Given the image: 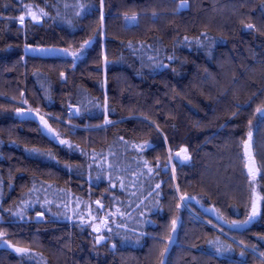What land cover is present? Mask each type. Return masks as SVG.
<instances>
[{"label":"trees","instance_id":"trees-1","mask_svg":"<svg viewBox=\"0 0 264 264\" xmlns=\"http://www.w3.org/2000/svg\"><path fill=\"white\" fill-rule=\"evenodd\" d=\"M258 109L264 0H0V264H264Z\"/></svg>","mask_w":264,"mask_h":264},{"label":"rangeland","instance_id":"rangeland-1","mask_svg":"<svg viewBox=\"0 0 264 264\" xmlns=\"http://www.w3.org/2000/svg\"><path fill=\"white\" fill-rule=\"evenodd\" d=\"M183 5V6H182ZM186 6V3L184 2V3H181V5H180V7L181 8H184ZM33 15H35V17H36V19H33ZM24 17V19H23V22L25 21V20H31V21H33V22H36L40 17H39V14L35 11V10H33V9H29V10H27V12H25L24 14H22L20 17H19V22H20V24H22L23 22H21V17ZM127 22L128 23H134L135 22V19H131V17H129V18H127ZM86 47H88V46H86ZM89 47H91V45L89 46ZM41 54H43V55H49V56H59V55H67L68 54V52H65V51H63V50H59V49H53V48H51V49H45V50H41V52H40ZM82 51H74L73 53H71L70 55L72 56L73 54H75L76 56H81L82 55ZM22 105H23V103H21ZM24 106V105H23ZM28 111H30V112H33V113H36V114H38V115H40V120H39V126H40V128H41V130H42V132L49 138V139H51L52 141H54V142H56V143H59V144H64V143H61V141H64V142H67L68 140L64 137V136H62L60 133H58L53 127H52V125L50 124V122H49V119L50 118H53V117H51L50 115H47V114H44V113H41V112H39L38 110H36V109H33V108H30V107H27V106H24ZM69 118L68 117H66V116H64V117H61V118H59L58 120L60 121V122H62V123H64L65 125H67V126H71V123L69 122V120H68ZM46 122V123H45ZM177 154H179V152L177 153H175L174 154V157L177 155ZM250 156V155H249ZM178 159H180V158H178ZM247 166H248V171H250V170H253V165H252V163H250V161H248V164H247ZM167 167H169V168H171L172 170H173V167H172V161H171V156H169V162H168V164H167V166H166V168ZM251 172V171H250ZM181 204L184 206L185 205V203L182 201V199H181ZM260 203H261V197H260V195H259V193H258V191H257V189H255V186H253V190H252V195H251V201H250V212H249V221H251L252 219H255L257 216H258V213H259V209H260ZM102 209H103V207H102ZM209 209V208H208ZM207 210V209H206ZM67 211V215L68 216H64L63 215V217H69V215H71L72 213H73V211L71 210V209H68V210H66ZM103 211V210H102ZM205 212V211H204ZM69 213V214H68ZM76 212H74V214H75ZM102 213V212H101ZM100 213V214H101ZM212 212L210 213V215L208 216V217H212ZM88 215V217L91 215L90 214V209H88V210H86L85 211V216H87ZM99 216V215H98ZM91 217V216H90ZM250 217H251V219H250ZM107 221H108V219L106 218V216L105 215H100V217L99 218H97L96 219V221L95 222H93V232H94V234H96V240H97V242H100V241H103L104 240V238H103V236H102V232H103V230H104V228H105V225L107 224ZM99 229V231H95L94 229ZM175 235H173V237H174ZM0 247H6V248H8V249H10L11 251H13V252H15V253H17V254H20L22 251H17V249H20V248H18V247H16V246H13V245H11V244H9L7 241H1L0 242ZM42 264H44V263H42Z\"/></svg>","mask_w":264,"mask_h":264},{"label":"water","instance_id":"water-1","mask_svg":"<svg viewBox=\"0 0 264 264\" xmlns=\"http://www.w3.org/2000/svg\"><path fill=\"white\" fill-rule=\"evenodd\" d=\"M20 25H21V24H20ZM86 46H89V44H86ZM19 114H20L21 117H25V116H29V115H31V114L26 113V112H23V111L20 112ZM245 154H246V152H245ZM177 155L180 157V161H181V162H188V161H189V157H188V155H187V153H186L185 151H182L180 154H177ZM177 155H176V156H177ZM247 160L250 161L251 163L253 162V158L251 157V155H250V156H249V154L247 155ZM248 174H251V172L248 171ZM254 174L256 175L257 173L254 172ZM183 202L186 203V202H187V198H184V199H183ZM99 208L102 209V205H101V204L99 205ZM211 212H212V213L215 212V210H214L213 207H212V208H209V209H207V210H205L204 214H205L206 216H209ZM40 218H41V215H38V216H37V219H40ZM112 247H113V246H112Z\"/></svg>","mask_w":264,"mask_h":264},{"label":"snow or ice","instance_id":"snow-or-ice-1","mask_svg":"<svg viewBox=\"0 0 264 264\" xmlns=\"http://www.w3.org/2000/svg\"><path fill=\"white\" fill-rule=\"evenodd\" d=\"M182 6H183V5H182ZM20 19H21V22H23L24 17L22 16ZM33 19H36L35 15H33ZM131 19H135V17L133 16V17H131ZM249 27H251V25H249ZM73 55H75V54H73ZM61 75L63 76V73H62ZM258 111H264V109H258ZM17 112L19 113L20 110L18 109ZM106 122H107V121H106ZM45 123H46V122H45ZM61 143H65V142H64V141H61ZM181 151H185V150L182 149ZM181 199H184V197H182ZM97 203H99V201H98ZM250 219H251V217H250ZM245 223H247V221H245ZM172 224H173V230H174V229H175V225H176V221L173 220ZM94 230H95V231H99L98 228H97V229H94ZM17 251H24V250H22V249H17ZM165 251H166V249H165ZM163 255H164V252H161V253H160V256H161V262H160V264H163Z\"/></svg>","mask_w":264,"mask_h":264},{"label":"built area","instance_id":"built-area-1","mask_svg":"<svg viewBox=\"0 0 264 264\" xmlns=\"http://www.w3.org/2000/svg\"><path fill=\"white\" fill-rule=\"evenodd\" d=\"M65 116L68 117V118L76 117L77 116V110L75 108H72V107L68 108V109L65 110Z\"/></svg>","mask_w":264,"mask_h":264}]
</instances>
